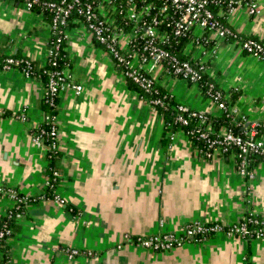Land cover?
Segmentation results:
<instances>
[{"label":"crops","instance_id":"obj_1","mask_svg":"<svg viewBox=\"0 0 264 264\" xmlns=\"http://www.w3.org/2000/svg\"><path fill=\"white\" fill-rule=\"evenodd\" d=\"M258 7L256 15L244 7L234 9L228 23L264 41V0H258ZM72 21L64 29V70L81 90L66 87L58 96L54 157L48 158L43 143L33 139L46 115L44 81L17 66L0 67V216L14 204L5 189L33 198L5 238L7 264H264V237L220 231L170 250L124 240V233L179 231L194 220L228 224L248 212L264 218V159L254 156L250 172L243 175L232 151L204 155L181 128L170 137L150 99L127 81L86 26ZM50 36L42 11L0 1L5 55L18 51L40 67ZM184 53L204 64V73L224 98L234 94L231 105L245 115V125L264 119V60L230 37H214L207 45L189 40ZM155 75L174 101L217 111L198 83L162 68ZM50 166L59 174L52 195L46 191ZM67 246L94 255L67 258Z\"/></svg>","mask_w":264,"mask_h":264},{"label":"built area","instance_id":"obj_2","mask_svg":"<svg viewBox=\"0 0 264 264\" xmlns=\"http://www.w3.org/2000/svg\"><path fill=\"white\" fill-rule=\"evenodd\" d=\"M21 1L28 9L37 2V0ZM116 1L120 3L119 11L125 12L121 20H116L114 15L117 9ZM121 3L125 5L122 6ZM46 5L52 12L50 37H55L51 44L48 43L47 55L54 56L62 37H65V23L74 11L77 14L76 20H81L94 40L109 53L122 75L132 80L140 89L154 94V97L150 98L152 104L161 107L173 105L177 110L174 120L181 125H187L191 119L195 121V127L183 131L188 136L194 135L196 139L204 142L203 146L197 147L201 153L210 156L214 152L232 151L236 158L237 169L243 175L250 172L252 153L264 159V135H256L257 122L250 121V128L243 135L234 133L229 127H223L216 133L212 130L204 112L195 110L185 103L172 101L171 93L158 95L159 87L155 75V72L162 68L169 75L179 76L194 83H199L203 78V63L190 58L182 59L164 46L170 36H188L193 43L202 45L209 44L214 37H230L240 49L264 60V44L253 37L244 36L228 23L229 13L238 7H244L252 15L258 14V0H48ZM151 10L154 12L149 22L145 24L144 16ZM129 22L132 24L127 30L126 26ZM21 61L22 59L8 56L4 59L2 68L18 67ZM52 63H55V60ZM19 66L24 74H31L30 59L24 60V65ZM204 84L209 99L218 107L226 109L224 94L215 82L208 80ZM66 87H72L76 93L81 90V84L72 82L64 69L49 71L44 102L56 109V98ZM227 109L234 113L235 117L239 116L234 106L229 108L227 106ZM56 116V112H46L45 118L37 125L33 134L34 141L43 143L46 151L56 152L58 149ZM239 117L243 121L246 120L245 115ZM45 121L49 123L48 128L43 126ZM261 124L264 126V119ZM169 135L172 137L173 131ZM47 156L50 158L51 154ZM50 171L53 179L59 175L54 168ZM5 191L14 198L13 206L5 211L10 217L12 208L18 209L21 203L29 200V196L20 195L13 189H5ZM54 198L59 202L64 201L56 194ZM20 213L15 212L16 218ZM220 231L242 237H264V218L248 212L241 219L228 224L194 220L184 223L179 231L171 229L135 236L124 233L123 237L124 240H131L135 245L144 248L170 250L190 240L196 243L203 242L210 235ZM10 232L7 220H4L0 228V237L7 236ZM64 253L67 258H73L81 253L93 254L90 249L81 250L75 246L65 247Z\"/></svg>","mask_w":264,"mask_h":264},{"label":"trees","instance_id":"obj_3","mask_svg":"<svg viewBox=\"0 0 264 264\" xmlns=\"http://www.w3.org/2000/svg\"><path fill=\"white\" fill-rule=\"evenodd\" d=\"M10 1L18 2V3L20 2L21 4H23L21 0H10ZM47 1L48 0H37V2L34 3V5L32 6L31 9L32 10H36V11H42L43 14L45 15V17L50 22L52 12L49 10L48 6L46 5ZM116 4H117V9L114 11V15L116 17V20H121L124 17L125 12L124 11H122V12L119 11V8H120V7L118 8V6H120L119 2L116 1ZM121 4H122V6L125 5L124 3H121ZM138 4H139V2H138ZM153 12H154V10H151V12L149 14L144 16L145 24L147 22H149V20L151 19V14ZM76 16H77L76 12L72 11L70 17H68V19H67V21L65 23L64 28L66 26H68L69 24H71L73 22L72 21L73 18L76 19ZM77 20L81 22V20H79V19H77ZM131 24H132L131 22L128 23V25L126 26L127 30L131 27ZM244 36H250V35H244ZM250 37H252V36H250ZM54 39H55V37H50L49 40H48V43L51 44V42ZM253 39H255V38L253 37ZM189 40H190V37H188V36H179V37L170 36L168 43H166L164 46L170 52H172L173 54H176L180 58L185 59V58H189L184 53V46L186 45V42H188ZM255 40H258V39H255ZM258 41H260V42H262L264 44L263 40H258ZM64 42H65V37H62V39L60 41V44H59V47L55 51L54 56L47 55V53H46V62H45L44 65H42L40 67L35 65L34 62L30 58L20 55L18 51H16L12 55H5L2 52V50L0 49V67H2V63L4 62V59L6 57H8V56H11V57H14V58H17V59H20V60L22 59V61L19 63V65H24V60L30 59V62L32 64V72H31V74H36L39 77H41V79L44 81L45 87H46L47 86V81H48V73H49V71L54 70V69L63 70L64 67L66 66L67 57H66L65 50H64ZM53 60H55V63H52ZM19 65H18V67H20ZM202 77L203 78L200 80L198 85H199L201 91L204 93V95H206L204 82H206L208 80H211V79H209V77H207V75L205 73H203ZM126 79H127V81L132 83L135 86V88H137L140 91V93L142 94L143 97H145L147 99H150V98L154 97V94L146 92V91L140 89L137 86V84H135L129 78H126ZM158 87H159L158 88L159 89V94L158 95H161L162 93H169L168 91H165L164 89H162L159 85H158ZM234 97L235 96L233 94L231 96V99H233ZM57 99H58V97L56 98V101H57ZM223 99H225V101H226L225 102L226 103V109L220 108V107L217 106V104H214L215 107H216V110H217L214 114L213 113L211 114V113L204 112V114L207 116L208 122L210 123L212 130L217 133V132H219L221 130V128L229 127V128L232 129V131L234 133L243 135L245 133V131H247L250 128V123L251 122H249V123H247V125H245V121H243L241 118H237L236 119L234 113L230 112L227 109V106H228V108L232 106L231 105V99H229V100H227L226 98H223ZM172 101H174V100H172ZM44 107H45L46 112H51V113L52 112H54V113L56 112V109H54L53 107L51 108L45 102H44ZM155 108L162 114V117H163V120H164V131L165 132H167V131H170V132L173 131L174 132L178 128H181V129L186 131L187 129H190V128H193V127L196 126L195 121L193 119H191L190 122L187 125H181L180 123L176 122L174 120V117H175V115L177 113V110L175 109V107L173 105H168L166 107H161L159 105H155ZM195 110H197V109H195ZM261 122L262 121H260V122L258 121L257 122L258 123L257 126H256V130H257V134L256 135L257 136L261 135L264 132V126L261 124ZM43 126L45 128H48L49 127V123L45 121L43 123ZM168 137L166 136V138H168ZM190 138L192 139L193 144L196 145L197 147H200V146L204 145V142L202 140H200V139H196V137L194 135H190ZM57 152H58V149L56 150V152H51L50 150L46 151L47 154H51V157H54ZM254 156H259V155H256V154L252 153V158H254ZM259 157H261V156H259ZM53 168H54L53 166H50L51 170ZM54 169H56V168H54ZM58 177H59V175L56 176L53 179L52 172L49 171V173H48L49 183L47 184V187H46L47 194H49V195L53 194V190L55 189V187H56V185L58 183ZM29 200H33V198L29 197ZM29 200H27V202ZM24 204L25 203H21L20 207L18 209L12 208L13 211H12V215L10 217H8L7 214H5V213L3 215H1L0 216V228H1L2 222L4 220H7L8 225H9L10 230H11L10 234L14 233V229L16 227L15 221L17 220V218L15 216V212H22ZM5 238H6V236L0 237V264H6V261H7V258L5 256V248H6Z\"/></svg>","mask_w":264,"mask_h":264}]
</instances>
